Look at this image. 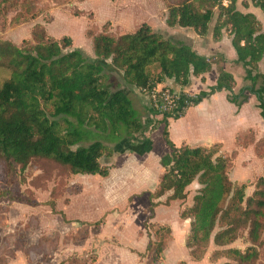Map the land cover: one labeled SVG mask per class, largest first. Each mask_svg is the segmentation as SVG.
Returning <instances> with one entry per match:
<instances>
[{
  "label": "trees",
  "instance_id": "obj_1",
  "mask_svg": "<svg viewBox=\"0 0 264 264\" xmlns=\"http://www.w3.org/2000/svg\"><path fill=\"white\" fill-rule=\"evenodd\" d=\"M166 2L169 28L191 29L204 39L213 26L214 41L223 32L232 37L236 62L244 69L247 86L234 91L236 82L224 70L223 56H199L189 45L164 39L146 24L117 39L105 32L97 36L87 33L93 41L94 59L80 48L75 49L71 38L48 37L43 27L35 25L34 44L21 49L0 42V71L5 74L0 81V162L10 182L35 160L51 162L68 176L106 178L110 169L101 161L113 155L107 144L130 143L144 129L129 93L151 92L167 81L184 89L192 78H200L215 67V85L195 96L180 92L176 109L160 112L151 107L150 101L146 107L150 116L162 118V138L169 149L162 162L164 174L150 198L159 200L171 193L166 206L185 201L186 189L196 184L191 207L181 216L190 220L186 248L191 251V259L201 261L210 245L216 252L226 248L234 264H259L264 252V168L253 183L252 194L247 196V185L229 178L235 153L223 154L219 145L210 149L177 148L167 128L170 120L184 117L187 110L221 92L237 109L255 96L264 119V70L260 71L262 62L264 67V33L255 16L237 10V0ZM250 2L264 14V0ZM18 7L25 12L16 13L14 23L39 15L36 0H0V18L6 21V14L16 12ZM80 16L84 13L75 10L74 17ZM9 22L12 24V19ZM110 72L120 74L121 84L114 90L105 82ZM61 121L66 124L64 130ZM105 137L112 142H104L101 138ZM238 141L243 147L253 145L255 155L264 159V138L254 143L250 134ZM129 151L137 152V148L132 146ZM159 205L151 203L152 208ZM243 231L244 238L240 236ZM239 240L245 241L246 251L229 248ZM193 247H201V252L192 251ZM164 251L163 243L152 250L156 259ZM220 256H215L214 261Z\"/></svg>",
  "mask_w": 264,
  "mask_h": 264
},
{
  "label": "rangeland",
  "instance_id": "obj_2",
  "mask_svg": "<svg viewBox=\"0 0 264 264\" xmlns=\"http://www.w3.org/2000/svg\"><path fill=\"white\" fill-rule=\"evenodd\" d=\"M79 1L82 0H36V13L39 15L33 20L27 16V22L21 20L14 23L16 13L24 15L25 12L18 7L16 12L6 14V21L0 18V42L6 41L23 49L26 44H34L32 31L35 25H40L48 37H69L75 49L80 47L94 59L93 41L86 36L87 33L97 36L105 32L117 39L145 25L140 24L144 17L139 15L135 18L139 24L106 22L114 16V12H122L120 6L110 8V0H88L83 7L87 9L91 5L96 17L90 11L81 19L74 18L75 4ZM150 4L156 5L154 1ZM133 11L137 12L136 9ZM51 16L54 17L53 24ZM11 19L12 24H9ZM36 19L41 24L30 28ZM159 26L160 23H157L156 27ZM176 39L167 38L173 42ZM116 73L110 72L105 79L112 90L121 84L120 74ZM4 77L5 74L0 71V81ZM157 89L171 90L172 86L162 85ZM129 95L144 129L130 143L107 144L113 155L104 158L101 164L110 170L114 168L108 180L113 183L99 177L68 176L53 163L43 160H35L24 173L10 182L0 162V264H187V260L192 264H234L226 248L216 252L214 250L217 249L210 245L201 261L195 262L190 258L191 251L186 248L190 235L189 221L181 219L188 209L186 201L171 203L168 207L160 206L161 212L151 207V198L144 192L152 190L154 184L146 183L148 179L141 158L150 153L155 143L149 173L157 174L155 161L162 156V147L166 149L158 128L162 126L164 129V126L159 124L162 118L159 121V116L148 114L147 96L138 91ZM60 125L64 130L66 124L61 121ZM101 139L112 142L106 137ZM132 146L137 148V152L129 151ZM128 155L133 161H138L136 165L127 166L126 159L132 160ZM159 166L163 167V163L160 162ZM235 172L250 174L249 169L236 167L234 171L232 168L229 173L232 182ZM258 177L242 184L248 189ZM197 188L196 184L188 187L187 198L191 199ZM160 201L166 202V196ZM245 234L243 231L240 236L244 238ZM158 243L165 245L160 259H156L152 252ZM235 248L246 251L247 245L239 240ZM192 251L201 252V247H193ZM217 255L221 256L214 261ZM262 255L259 264H264V252ZM184 259H187L186 262Z\"/></svg>",
  "mask_w": 264,
  "mask_h": 264
},
{
  "label": "crops",
  "instance_id": "obj_3",
  "mask_svg": "<svg viewBox=\"0 0 264 264\" xmlns=\"http://www.w3.org/2000/svg\"><path fill=\"white\" fill-rule=\"evenodd\" d=\"M151 1H154L156 5H151ZM151 1L139 0L130 2L129 0H110L109 7L113 9L115 7L120 6L119 8L122 12L118 13L117 11L114 12L113 10L114 16L109 17L105 21H113L112 23L116 25L121 21V23L124 24H139L140 22H135L136 15L143 16V23L140 24L148 25L155 33L161 35L164 39L177 38L176 42H182L189 45L192 50L199 56L207 58L216 55L223 56L225 59L224 70L231 73L235 79V92H238L239 90L248 85V83L244 80L245 73L242 65L237 64L236 62L237 56L232 46V37L228 33L223 32L222 37L218 41H214L212 39L213 26L211 27L210 34L208 35V37L204 39L199 38L191 29L169 28L166 25V0ZM86 2H88V0H82L77 2L75 4L76 10L83 12L84 15L87 12L92 11L94 17H96V13L91 9V5L87 9L83 7L85 4H87ZM160 4L161 6H159ZM236 7L237 10L242 14H252L253 16H255V18L260 24L261 32L264 33V14L259 9L255 8L250 2V0H237ZM133 9H136L137 12L133 11ZM134 12L136 14H134ZM80 17L83 18L84 16ZM80 17L74 18L81 19ZM51 22L52 24L54 22V17L52 16ZM157 23H160L159 27H156ZM35 24H41L39 19L32 21L30 28ZM137 29H133L132 31L126 34H132ZM179 37H185L186 39H181ZM263 70L264 67L262 62L260 64V71L263 72ZM216 80L217 72L215 67H213L210 73L200 78H192L190 85L184 89L175 87L172 81H167L164 86H172L175 92H185L192 96L200 93L201 91H205L208 87L214 86ZM226 97L227 94L225 92L217 93L213 95L210 99L204 100L196 107H192L187 110L184 117L176 121L170 120L167 128L169 133V139L177 148L181 146H187L189 148L210 149L215 145H219L221 153L228 155L235 153L236 156L232 162V168L234 169V171L236 167H239L240 170L249 169L250 174L246 175L244 173L235 172L236 174L234 173L233 182L237 184H242L245 182L249 183L252 182L255 177L261 176L264 168V159H260L255 155L253 145L248 144V146L243 147L240 144L241 142L238 141V138L251 134L254 138V143H257L258 141L262 140L264 138V119L260 116V110L257 108L258 102L255 96H250L248 102L244 104L240 109H237L235 106L230 104L227 101ZM158 120L160 121L161 117ZM159 131L163 132L162 126L158 128V132ZM155 148V143H153L150 153L146 154L141 158L143 160L142 163L144 165V174L146 175V179H148L146 180V183L151 182L154 184L152 190H147L144 192L148 195L149 199L151 194L155 192L160 182V179L164 174V167L159 166L160 162H163V159L166 158L169 154L168 147H166V149L162 147L163 154L162 156H158L157 161H155V168L157 169V174L149 173V169L151 167L149 165V162L151 159H153ZM128 156L129 159H132L130 155ZM126 160L128 161L127 166L136 165L138 162L133 161V159ZM256 169H258L257 172L255 171ZM113 171L114 168L110 170L108 177L102 179H107L105 181L110 180L109 178ZM116 173H119V171H116ZM231 174L233 175V173ZM252 192L253 187H248L246 195L249 196L252 194ZM140 194H143V192H141ZM170 195L171 193H167L165 195L166 200ZM193 197L194 196H192L191 199H189L188 197L185 200L186 206L188 208L191 207ZM160 199L153 201L149 200L150 203H160L159 206L154 208L156 212H161L162 208L160 206L168 207L171 203H183V201H173L170 202L168 206H166L165 202L161 203L162 201H160ZM185 221H189L190 226V220ZM237 242L232 244L229 248H235ZM186 260L187 259H184L185 262ZM188 263L192 264V262L187 260V264Z\"/></svg>",
  "mask_w": 264,
  "mask_h": 264
},
{
  "label": "built area",
  "instance_id": "obj_4",
  "mask_svg": "<svg viewBox=\"0 0 264 264\" xmlns=\"http://www.w3.org/2000/svg\"><path fill=\"white\" fill-rule=\"evenodd\" d=\"M147 96L153 109L160 112H169L176 109L181 97L180 92L171 91L169 89H153L151 92L142 91Z\"/></svg>",
  "mask_w": 264,
  "mask_h": 264
}]
</instances>
